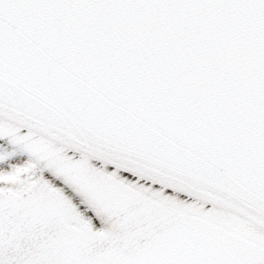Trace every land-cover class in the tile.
<instances>
[{
    "label": "snow or ice",
    "instance_id": "snow-or-ice-1",
    "mask_svg": "<svg viewBox=\"0 0 264 264\" xmlns=\"http://www.w3.org/2000/svg\"><path fill=\"white\" fill-rule=\"evenodd\" d=\"M0 264H264V0H0Z\"/></svg>",
    "mask_w": 264,
    "mask_h": 264
}]
</instances>
